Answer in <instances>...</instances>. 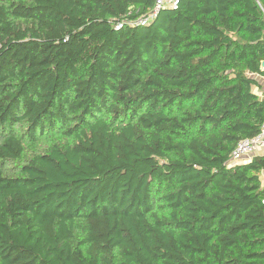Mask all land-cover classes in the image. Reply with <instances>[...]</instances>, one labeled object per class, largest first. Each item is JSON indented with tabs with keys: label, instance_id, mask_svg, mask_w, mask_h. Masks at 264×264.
Masks as SVG:
<instances>
[{
	"label": "trees",
	"instance_id": "16d2710c",
	"mask_svg": "<svg viewBox=\"0 0 264 264\" xmlns=\"http://www.w3.org/2000/svg\"><path fill=\"white\" fill-rule=\"evenodd\" d=\"M155 1L0 0V264H264V0Z\"/></svg>",
	"mask_w": 264,
	"mask_h": 264
},
{
	"label": "built area",
	"instance_id": "2783aa9c",
	"mask_svg": "<svg viewBox=\"0 0 264 264\" xmlns=\"http://www.w3.org/2000/svg\"><path fill=\"white\" fill-rule=\"evenodd\" d=\"M179 0H156L153 9L137 19L136 24L146 25L163 9H175ZM264 155V123L258 135L240 140L230 154L229 164L236 165L250 160L256 155Z\"/></svg>",
	"mask_w": 264,
	"mask_h": 264
},
{
	"label": "rangeland",
	"instance_id": "374dc122",
	"mask_svg": "<svg viewBox=\"0 0 264 264\" xmlns=\"http://www.w3.org/2000/svg\"><path fill=\"white\" fill-rule=\"evenodd\" d=\"M140 12V10H138V9H135V10H131L130 11V13H132V14H137V13H139ZM143 16H146V15H143ZM142 17V16H141ZM264 85V84H263ZM261 87H264V86H261ZM255 90V89H254ZM47 141H42V142H40L39 144H37V145H35L33 148H31V149H33L34 151H36V152H38V151H40L41 149H45L46 148V146H47Z\"/></svg>",
	"mask_w": 264,
	"mask_h": 264
},
{
	"label": "crops",
	"instance_id": "0c3cea01",
	"mask_svg": "<svg viewBox=\"0 0 264 264\" xmlns=\"http://www.w3.org/2000/svg\"><path fill=\"white\" fill-rule=\"evenodd\" d=\"M256 79L259 81V83H260L261 86H264V85H263V84H264V81H263V78H262V77L257 76ZM262 89L264 90V87H262ZM255 91L258 93V90H257V89H255ZM260 155H261V154H260ZM261 178H262L263 181H264V175H262Z\"/></svg>",
	"mask_w": 264,
	"mask_h": 264
},
{
	"label": "water",
	"instance_id": "95a60500",
	"mask_svg": "<svg viewBox=\"0 0 264 264\" xmlns=\"http://www.w3.org/2000/svg\"><path fill=\"white\" fill-rule=\"evenodd\" d=\"M261 68L264 70V62L261 64Z\"/></svg>",
	"mask_w": 264,
	"mask_h": 264
}]
</instances>
